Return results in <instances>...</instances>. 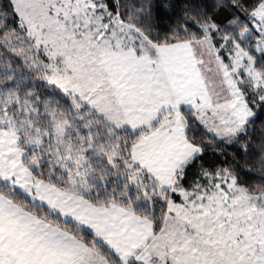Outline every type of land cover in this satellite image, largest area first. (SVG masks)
Instances as JSON below:
<instances>
[{
    "label": "snow or ice",
    "instance_id": "snow-or-ice-1",
    "mask_svg": "<svg viewBox=\"0 0 264 264\" xmlns=\"http://www.w3.org/2000/svg\"><path fill=\"white\" fill-rule=\"evenodd\" d=\"M0 264H264V0H0Z\"/></svg>",
    "mask_w": 264,
    "mask_h": 264
}]
</instances>
